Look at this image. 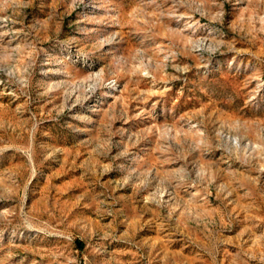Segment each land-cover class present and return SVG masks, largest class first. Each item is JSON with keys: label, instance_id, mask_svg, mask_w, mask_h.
<instances>
[{"label": "rangeland", "instance_id": "rangeland-1", "mask_svg": "<svg viewBox=\"0 0 264 264\" xmlns=\"http://www.w3.org/2000/svg\"><path fill=\"white\" fill-rule=\"evenodd\" d=\"M0 264H264V0H0Z\"/></svg>", "mask_w": 264, "mask_h": 264}]
</instances>
